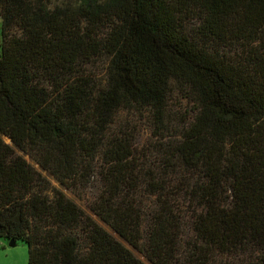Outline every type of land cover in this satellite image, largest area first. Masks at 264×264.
I'll return each mask as SVG.
<instances>
[{
	"label": "trees",
	"instance_id": "1",
	"mask_svg": "<svg viewBox=\"0 0 264 264\" xmlns=\"http://www.w3.org/2000/svg\"><path fill=\"white\" fill-rule=\"evenodd\" d=\"M51 4L0 0V238L29 264H147L22 150L67 187L99 178L92 210L153 264H264V0ZM177 87L191 116L146 168L109 130L139 107L162 132Z\"/></svg>",
	"mask_w": 264,
	"mask_h": 264
},
{
	"label": "rangeland",
	"instance_id": "2",
	"mask_svg": "<svg viewBox=\"0 0 264 264\" xmlns=\"http://www.w3.org/2000/svg\"><path fill=\"white\" fill-rule=\"evenodd\" d=\"M51 1V7H55L56 5L72 2L73 0ZM3 22L4 20L0 10V53L2 51ZM199 23L200 20L197 18L193 21L191 26L196 28ZM87 71L103 80L106 74V60L95 59V61H91L87 64ZM191 107L192 104L186 94L177 87L172 92L170 100V117H168V125L165 130L163 129L161 132V130L157 128L155 117L149 110H143L139 107H125L119 111L115 123L109 130V136L129 135L134 140L136 156L140 158L141 165L149 169L158 168L161 171V169L163 170L168 164V162H166V156H164L167 152L166 148L170 147L168 144L171 143L172 140L180 137L185 122L191 116V112L188 114ZM158 133L162 134L163 138ZM18 153L24 155L36 170L47 177L55 189H60L65 192L70 198L77 202L87 214L93 216L114 236L131 248L139 258L147 264H153L144 253L131 246L92 210L91 204L98 197L102 188L99 178H95L89 185L67 187L50 173V171L45 170L29 152L18 150ZM100 166L101 161L97 163V169H100ZM182 177L184 178L185 174L174 173L171 181L172 183H179L182 181ZM50 193L53 195L54 191L51 190ZM155 202V196L149 198L147 200L148 207H153ZM187 205V203L184 204L185 209ZM0 264H29L28 244L24 240H16V244L12 245L11 240L0 238Z\"/></svg>",
	"mask_w": 264,
	"mask_h": 264
},
{
	"label": "water",
	"instance_id": "3",
	"mask_svg": "<svg viewBox=\"0 0 264 264\" xmlns=\"http://www.w3.org/2000/svg\"><path fill=\"white\" fill-rule=\"evenodd\" d=\"M12 245L16 244V240L15 239H12Z\"/></svg>",
	"mask_w": 264,
	"mask_h": 264
}]
</instances>
